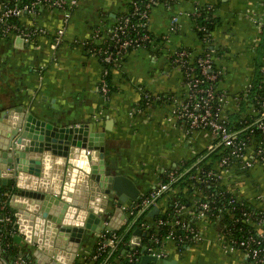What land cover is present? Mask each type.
Masks as SVG:
<instances>
[{
    "label": "crops",
    "instance_id": "0c3cea01",
    "mask_svg": "<svg viewBox=\"0 0 264 264\" xmlns=\"http://www.w3.org/2000/svg\"><path fill=\"white\" fill-rule=\"evenodd\" d=\"M130 6L131 0H77L56 50L51 43L62 24V10L21 15L17 21L22 27L49 30L30 41L24 39L21 46L16 43L18 35L3 36L0 31V112L19 106L58 126L89 123L94 131H104L110 164L133 178L144 192L157 183L163 169H173L185 159L198 161L210 142L204 132L188 139L184 129L169 118L175 107L169 95L180 99L185 83L183 72L171 65L166 51L187 48L193 59L204 53L206 46L193 16L210 8L215 18L210 46L216 51V65L225 69L218 86L229 96H237L264 68V0H168L155 4L148 26L157 40L148 48L130 49L122 65L111 70V95L105 100L99 92L103 65L84 43L95 29H110L128 14ZM175 21L177 27L171 31ZM144 93L155 100L143 113L130 116ZM229 107L237 111L232 99ZM242 110L246 111V106ZM229 179V186L240 197L263 204L255 200L264 194V162L245 171L234 167ZM109 197L108 210L112 211L119 201ZM168 198H160V204L166 205ZM204 235V241L182 254L170 244V259H177L178 264H243L239 251L222 255L224 248L215 239V227H205ZM95 242L96 231L86 229L79 243L80 256L90 254ZM191 252L201 253L199 260L189 263ZM215 255L221 260H215Z\"/></svg>",
    "mask_w": 264,
    "mask_h": 264
},
{
    "label": "built area",
    "instance_id": "2783aa9c",
    "mask_svg": "<svg viewBox=\"0 0 264 264\" xmlns=\"http://www.w3.org/2000/svg\"><path fill=\"white\" fill-rule=\"evenodd\" d=\"M166 1L131 0L127 15L119 17L106 31L95 29L84 43L103 65L99 92L105 100L111 95L108 81L111 70L122 65L130 49L148 48L157 40L149 30L150 12L155 4ZM76 5L77 0L0 2L1 34H15L26 41L47 34L49 30L45 27L27 29L15 20L42 9H59L64 16L51 43V48L56 50L63 42L71 10ZM202 11L195 12L193 18H199ZM176 24V21L171 24V31L176 29ZM195 24L196 31L203 33L204 53L193 59L187 48L166 51L171 65L183 72L185 83L180 99L169 95V100L175 102L169 118L184 129L188 139H195L199 132L209 137L206 156L203 154L192 163L185 159L173 169H163L152 188L126 203L118 202L112 211L106 209L100 216L104 226L96 231L92 252L80 256L78 248L72 264H138L145 255L157 258V262L147 264H160L170 259V244L182 254L204 241L208 226L215 227V239L221 247L242 254L243 264H264V194L255 200L263 203L259 205L240 197L228 184L234 167L245 171L264 162V68L260 70L262 77L257 83V92L252 93L255 86L250 81L244 91L235 97L229 96L218 86L225 76V69L215 63L216 51L210 46L211 33L206 26ZM231 99L234 108L237 107L236 112L230 110ZM142 100L129 111L130 116L143 113L155 99L144 93ZM243 106L246 111L242 110ZM178 182L184 187L176 185ZM167 195L168 203L160 204V198ZM6 203L3 200L0 208L4 209ZM155 206L160 212L152 217L149 213ZM117 210L124 218L116 214ZM6 220L11 221V216L8 215ZM135 229L141 231L140 245L132 242ZM1 260L2 264H29L22 257L7 261L2 256Z\"/></svg>",
    "mask_w": 264,
    "mask_h": 264
},
{
    "label": "water",
    "instance_id": "95a60500",
    "mask_svg": "<svg viewBox=\"0 0 264 264\" xmlns=\"http://www.w3.org/2000/svg\"><path fill=\"white\" fill-rule=\"evenodd\" d=\"M23 42L18 36V46ZM105 145V132L89 123L58 126L19 106L0 112V203L7 201L0 208V251L8 252L5 260L72 264L85 230L103 228L100 216L109 196L126 203L140 195L135 180L110 164ZM159 212L155 206L149 215ZM116 214L124 218L119 210ZM140 233L134 230L133 244H141ZM150 261L157 258L145 255L138 264Z\"/></svg>",
    "mask_w": 264,
    "mask_h": 264
},
{
    "label": "trees",
    "instance_id": "16d2710c",
    "mask_svg": "<svg viewBox=\"0 0 264 264\" xmlns=\"http://www.w3.org/2000/svg\"><path fill=\"white\" fill-rule=\"evenodd\" d=\"M15 21H17V20H15ZM195 21H196V23L197 24H200V25H204V26H206V30H209V32L211 33V31L214 29V27H215V18H214V16H213V14H212V12H211V10L210 9H203V11H202V14H201V16L199 17V18H196L195 19ZM206 32V31H205ZM202 34L203 33H199V35L202 37ZM124 61V60H123ZM257 75V76H256ZM110 76V75H109ZM255 76L257 77L256 79H253L252 80V83H253V85L255 86L254 88H253V90H252V93H255V92H257V83L261 80V77H262V75H261V73L260 72H258V74H255ZM255 78V77H254ZM108 81H109V84H110V78L108 77ZM111 85V84H110ZM260 93H261V91H259ZM142 102H144V100H142ZM243 104H245V102L243 103ZM244 107V106H243ZM233 117H235V115H233ZM217 157V156H216ZM176 185H180L181 187H184V185H182V184H180L179 182L178 183H176ZM6 254H8V252L7 253H2V256H4V255H6ZM10 255H13L14 253H9ZM14 256H15V254H14Z\"/></svg>",
    "mask_w": 264,
    "mask_h": 264
},
{
    "label": "rangeland",
    "instance_id": "374dc122",
    "mask_svg": "<svg viewBox=\"0 0 264 264\" xmlns=\"http://www.w3.org/2000/svg\"><path fill=\"white\" fill-rule=\"evenodd\" d=\"M108 143H109V141H108ZM159 203H162V200ZM85 236H87V233H86ZM193 249H195V248H192V250ZM230 252L231 251L229 249L224 248V251L222 252V255L225 256V257H228L230 254H232ZM190 254L191 255H189V259L187 260V261H189V263H191L192 261L196 262L197 260H199L198 258L201 257V253H198V252H191ZM216 259L221 260V257L219 255H215V260Z\"/></svg>",
    "mask_w": 264,
    "mask_h": 264
},
{
    "label": "flooded vegetation",
    "instance_id": "af4514ba",
    "mask_svg": "<svg viewBox=\"0 0 264 264\" xmlns=\"http://www.w3.org/2000/svg\"><path fill=\"white\" fill-rule=\"evenodd\" d=\"M2 259V256H0V260ZM5 260V259H4Z\"/></svg>",
    "mask_w": 264,
    "mask_h": 264
}]
</instances>
